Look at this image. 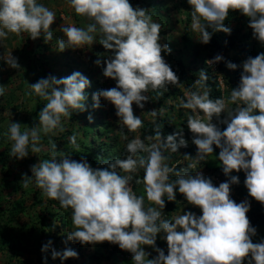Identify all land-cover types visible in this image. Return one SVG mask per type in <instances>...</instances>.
I'll list each match as a JSON object with an SVG mask.
<instances>
[{
	"label": "clouds",
	"instance_id": "clouds-1",
	"mask_svg": "<svg viewBox=\"0 0 264 264\" xmlns=\"http://www.w3.org/2000/svg\"><path fill=\"white\" fill-rule=\"evenodd\" d=\"M187 2L191 6L193 28L201 34L198 39L201 43L210 41L209 27L230 34L231 30L223 22L230 10H238L249 18L248 26L254 38L264 44V0ZM69 3L77 15L87 17L92 23L87 28L62 27L60 31L66 40H58L59 51L92 45L94 34L99 33V44L112 51V56L104 61L103 75L114 79L116 87L93 93V108H98L100 99L104 98L114 105L116 116L127 130L137 132L143 127V121L134 114L133 102L143 108V102L149 100L144 93L149 89L167 90L168 84H178L176 73L161 54L171 51L167 44L159 42L161 25L153 21L147 9L133 7L129 0H69ZM55 19L56 13L37 0H0V40L7 39L10 33L19 36L25 32L35 40L43 33L47 43L53 38L50 26ZM222 59L216 55L207 62L212 64ZM4 61L11 68H20L11 52ZM94 63L99 65L101 61L97 59ZM226 66L237 68L232 62ZM207 79L206 72L201 70L194 82L195 90H186L185 99L178 104L192 113L187 115V128L194 134L192 143L196 153L194 158L184 154L190 160L187 167L196 169L205 155L213 153L215 145L220 149L218 160L223 173L229 176L233 171L243 170L244 185L254 199L238 196L233 184L239 183V178L235 175L218 186L200 171L195 175L177 172V179L169 182V174L174 169L166 163L169 157L164 152L187 147L182 128L166 137L157 130L156 142L150 145L138 136L130 140L122 136L128 141V155L123 159L105 160L106 168H93L84 157L79 161L68 155L58 157L53 151L51 159L32 165V175L25 174L22 180L27 188L34 177L36 186L46 197L58 201L62 208H71L75 230L68 232V240L81 244L104 241L117 244L132 254L134 264H244L245 260L248 264H264V239L252 242L256 229L250 226L246 215L255 200L264 204V53L242 62L239 84L232 88L228 101L237 104L235 109L228 108L223 98H210ZM89 85L90 81L78 71L65 78L49 76L29 84L28 94L34 92L47 103L39 112L38 124L31 129L21 131L19 122H10L5 133L12 141L10 157H27L29 146L32 153H39L41 133L64 131L62 117L70 118L73 111H85V89ZM4 92L0 86V96ZM222 113L226 116L220 122L226 127L220 130L212 121ZM150 114L155 118L157 110H151ZM88 119L91 121V115ZM69 142L79 148L75 135L69 137ZM52 148H56L54 143ZM141 168L147 200L158 205L159 210L145 209V198L137 196L129 186L131 174ZM121 171L126 174L121 175ZM230 186L236 195L233 199ZM177 190L189 204L200 208L201 215L184 211L172 220L161 219L165 195L168 201H174ZM159 233H164L166 255L155 246ZM49 245L51 241L41 251ZM142 245L153 247L157 255L146 259L149 253ZM77 255L70 248L51 251L53 259L65 260Z\"/></svg>",
	"mask_w": 264,
	"mask_h": 264
},
{
	"label": "rangeland",
	"instance_id": "rangeland-1",
	"mask_svg": "<svg viewBox=\"0 0 264 264\" xmlns=\"http://www.w3.org/2000/svg\"><path fill=\"white\" fill-rule=\"evenodd\" d=\"M129 2L133 7L147 9L153 21L161 25L159 42L167 44L171 50L170 52L162 51L161 54L170 67L175 66L176 69H179L180 65L176 63V59L180 58L186 70H192L200 74L201 70H205V68L200 66L199 57H202L206 59L210 70L217 73V80L221 88H224L222 75L225 72L216 68V62L212 64L207 62L213 58H208L209 53L206 45L198 40L201 34L199 30L193 28L194 22L191 15V6L187 0H129ZM37 3L43 4L56 13V19L50 26L53 32L52 40L46 43L43 33L41 37L33 40L26 32L21 33L19 36L10 33L7 39L0 40V86H3L5 89L4 94L0 96V264H61L59 263V257L53 259L51 256L52 249L57 251L63 249L53 238L61 234L63 235V239L67 237L68 232L75 230V226L72 223L71 208H62L59 203L57 205L49 204L51 201H48L49 198L36 186L34 177L33 182L27 188L24 187L23 175H32L30 171L32 165L39 164L42 160L51 159L53 151L57 153L58 157L60 155H68L71 159L79 161L80 159H77L72 153L76 152V150H81L83 146L82 141L88 140V137L82 134L83 127L87 126L85 127L86 131L92 134L93 131H91L90 127L99 118H103L111 123V127L108 128V134L117 135L119 141L123 142L122 136L128 137L132 135V138H134L139 137L140 134L139 130L137 132L128 131L116 116L114 105L104 98L100 99V106L98 108H93L94 102L91 96V98L85 101V113L91 115V121L88 117L86 118L87 120L80 119L73 111L70 118L62 117L61 125L64 131L61 132L59 129H56L52 133H41V140L38 145L41 148L39 153H32L29 146V155L27 157L22 159L10 157L9 152L12 141L5 135L10 122H19L21 124V131L31 129L39 122L38 119H34L33 115L38 96L34 92L31 95L28 94L31 92L29 84H33L37 80L49 76H54L57 79L65 78L74 71H78L90 81V85L86 89L92 90L93 93L101 89L106 90L116 87L114 79L103 75L104 61L112 56V51L106 50L99 44L100 35L98 32L94 34L95 41L92 45H85L83 48H65L63 51H59L58 49V40L61 38L66 40V37L60 31L62 27L76 26L87 28V25L92 23V21L85 16L77 15L71 7L69 0H37ZM233 14L229 26H241L243 32H249L250 27L246 24L247 17L238 10H234ZM248 50L252 52L264 50V44L252 36L249 40ZM10 52L20 65L19 69L11 68L5 63L4 60ZM219 55L222 57V53ZM233 56L239 59L242 67L243 56L241 53L230 51L229 58H233ZM97 59L101 61L99 65L94 63ZM227 62H230V59ZM226 74L231 80L234 79V72L231 69H227ZM177 86L184 96L186 90L181 88L179 81L176 85L168 84L167 90L161 89V91L170 93L162 103L171 106V109L167 111H169V114H171L176 123L177 121L179 122V119L189 115L188 109L178 107L180 101L183 100L179 93L176 95L171 93V90ZM150 92L151 89L147 93H144L149 97V100L143 102V108L138 107L135 102L132 105L134 114L140 116L142 121L151 120L153 117L150 111L157 108V101L151 97ZM223 99L229 108L226 97L224 96ZM161 106L164 109V106ZM200 115L203 117V113H200ZM223 119L220 118L217 124L221 125L224 129L226 125L220 122ZM66 131L69 133L67 134ZM62 135H67L66 139L65 137L63 139ZM73 135L76 136V144L79 145V148H76L74 145L69 146L66 142L68 137ZM98 140L95 138V145L98 144ZM51 142L56 145L55 149L52 148ZM152 143L154 141L145 142L146 145ZM165 154V156L169 157L166 163H171L172 166L176 164L180 165L179 167L183 169L181 174L195 175L196 172L200 171L205 178L211 180L214 186H218L219 182H225L222 173L219 171H209L202 164L197 165L196 169L188 172L184 166L185 160L181 156V150H177L174 153L166 152ZM219 166H222L221 162ZM118 171L120 170L118 169ZM140 173L141 171L138 169L135 173L131 174L133 178H137V189L133 190L131 187L132 180L129 186L137 196L145 198V209L155 207L159 210L158 205L147 200L143 176L140 177ZM120 174L125 175L126 173L121 171ZM230 175H235L239 178V183L234 184L238 196L254 199L248 194V190L244 185V171H233ZM235 197L234 188L230 186V198L233 199ZM251 202L249 201V203ZM176 206L174 210L170 211L163 209L161 219L172 220L175 216L182 215L184 211H191L197 216L201 215L200 208L189 204L183 195L177 201ZM48 210L50 211L49 213ZM45 216L48 222H52L51 224H44L42 222ZM57 216H61V220L65 218L66 221H63L65 225L58 230L54 227V225L59 224L58 220L60 219ZM60 229L61 232H59ZM163 236L164 233L157 235L155 246L163 250L166 248L167 250V243L163 239ZM251 239L253 243H259L264 239V226L256 228V234ZM42 240L51 241L49 248L43 252L40 247ZM99 246L100 242L86 243L81 248V251L85 256H90L91 252L98 250ZM141 247L149 253L146 259H151L157 255L153 247L148 245H142ZM69 248L74 251L76 250L70 244L64 249ZM131 255L130 252L121 249L117 254V260L123 258L131 260ZM80 261L79 259L78 262ZM116 263L118 262H112V258L107 259L103 256H99L98 263L91 259L87 260V264ZM244 264H248V261L245 260Z\"/></svg>",
	"mask_w": 264,
	"mask_h": 264
},
{
	"label": "trees",
	"instance_id": "trees-1",
	"mask_svg": "<svg viewBox=\"0 0 264 264\" xmlns=\"http://www.w3.org/2000/svg\"><path fill=\"white\" fill-rule=\"evenodd\" d=\"M233 11L230 10L228 17L224 20L223 24L224 27L229 28L230 34L225 33L224 31L215 30L214 28L209 27L207 30L211 33L210 41L205 44L209 56L208 58H214L216 55H219L222 53L223 59L217 63L216 68L221 69L225 74L222 75L223 85L224 88H221L220 83L217 80V73L215 71H211L210 67L207 66L206 59L200 58V66L205 68L203 70L207 74V81L206 86L210 93V98L216 99V98H223L226 97V100L229 101L230 93L232 88H236L240 81V74L242 72V67L240 65L239 59H237L235 56L233 58H229V52L230 51H237L238 53H241L243 56V61L246 60L248 57H255L257 54L264 53V50H256V51H249L248 45L249 40L253 36L252 29L250 28L249 32H243V29L241 26H229V23L233 17ZM202 24H206V22L201 19L200 21ZM249 18H246V24L248 25ZM185 37V36H184ZM187 39V37H186ZM230 59V62L237 64L236 69H231L234 72V79L231 80L227 74L226 71L229 69L226 64L227 61ZM176 63L180 65L179 69H176L175 66L171 67V69L176 73L178 77V81L181 84V88L183 90H194V82L196 79L199 78L198 73H195L192 70H186L185 67L182 64V60L180 58L176 59ZM44 71V70H42ZM45 75V74H44ZM46 76V75H45ZM180 88L174 87L171 90V93L176 95L179 93L180 97L182 99H185V97L182 94V91L179 90ZM160 93H163L162 95ZM93 94L92 90L85 89V95L87 99L91 98ZM169 92L167 91H153L151 90L150 95L153 99L157 101L156 103V110H157V116L155 118H152L151 120L143 121V127L139 129L140 134L139 137L141 140L145 142H156V133L157 130L162 133L163 136L166 137L168 134H172L173 132L179 131V129H183V138L187 141V147H180L178 150H181V156L185 160V169L188 170V172H191L192 169H189L187 167L188 163H190V160H186L184 154L192 155L194 158V155L196 153V146L192 143L193 139V133L189 131L187 128V117L179 119V122H174L173 117L171 114H169V109H171L170 105H165L162 103L163 100H165L169 96ZM36 103V108L33 111L34 119L39 120V112L44 107V105L47 103L46 100L42 99L38 96ZM241 103V102H237ZM164 106V109H162V106ZM237 107V104L229 103L230 109H235ZM166 108V109H165ZM93 111V110H92ZM82 120H87L86 118L89 117V114H86L85 111H74ZM91 112V111H90ZM162 112V115L160 114ZM202 113V112H201ZM189 114L191 113V110H189ZM226 113H222L220 118H225ZM219 118V119H220ZM216 117L213 118V123L217 125L220 130H223L222 126L217 124V121L219 120ZM176 123V124H175ZM85 127H83L82 134L86 137H88V140L82 141V147L81 150H76V152H73L72 154L76 156L77 159H81V157H84L87 162L90 164L93 168H106L107 164L104 163L105 160H111L116 157H120L123 159L125 156L128 155L126 151V144L127 140L119 141L117 135H109L108 131L111 127V123L107 120H104L103 118L96 119V121L93 123V125L90 127L91 131L93 133L91 134L89 131H86ZM69 131V130H68ZM68 134L69 132L66 131ZM90 133V134H89ZM63 139L67 137V135H62ZM95 138L99 139L98 144L95 145L94 141ZM103 138V139H102ZM132 139V135L128 136V140ZM67 144L69 146H72V144L69 142V137L66 140ZM52 144V142H51ZM213 153L205 155V160H201L197 165L202 164L204 167H206L209 171H219L223 174L224 181H228L230 179L229 176H226L222 171V166H219L220 161L218 160V154L220 149L217 148L215 145H213ZM166 152H171L166 150L164 152V155H166ZM174 153V152H173ZM141 155H147L146 153H141ZM169 167H172L174 169L173 173L169 174V182L175 181L177 179L176 173H182L183 169L179 167L180 165L172 166L171 163L168 164ZM141 175L142 177L144 175V170L141 168ZM232 185V184H231ZM234 185V184H233ZM235 186V185H234ZM131 187L133 190L137 189V178L132 179ZM183 194L179 193V191H176V199L174 201H168L167 196L165 195V207L167 211L174 210L177 206V201L182 197ZM48 201H51L49 204L51 205H57L59 202L53 199H48ZM49 205V206H51ZM50 211L48 210V213ZM249 221L250 226L256 228H260L264 226V204H261L257 200H255L254 205L252 207H249V211L246 213ZM59 222L58 225H54V227L58 230L59 228H62L65 224V218L61 220V216H57ZM64 221V222H63ZM42 222L44 224H51L48 222L47 217L45 216L42 219ZM61 232V229L59 230ZM61 234L54 236L53 240L56 241L63 249L59 251L65 250L64 248L67 247L69 244L74 246L76 249L75 252L78 254L77 257H70L65 260H59V263L61 264H87V260L91 259L94 262H99V256H103L104 258L110 259L112 258V262H118L116 264H134L132 260H127L125 258L117 260L118 259V252L121 251L119 246L117 244L110 243L108 241L100 242V246L98 250H95L91 252L90 256H85L84 253H82L81 248L84 244H81L80 242H73L67 239V237L62 239ZM48 241L42 240L40 247L42 248L43 245L47 244ZM101 248V249H100ZM91 249V248H90ZM100 249V250H99ZM81 252V253H78ZM165 255L167 254V250L165 248L164 250ZM79 259L81 260L80 262ZM50 264V263H48ZM254 264V262H253Z\"/></svg>",
	"mask_w": 264,
	"mask_h": 264
}]
</instances>
